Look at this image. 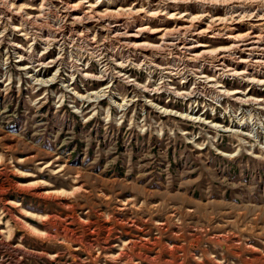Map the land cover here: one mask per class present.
Returning <instances> with one entry per match:
<instances>
[{
  "label": "rangeland",
  "instance_id": "rangeland-1",
  "mask_svg": "<svg viewBox=\"0 0 264 264\" xmlns=\"http://www.w3.org/2000/svg\"><path fill=\"white\" fill-rule=\"evenodd\" d=\"M18 5L38 9L40 0ZM5 23L0 264H264L262 113L244 106L241 116L252 121L253 130L235 134L229 123L237 106L216 101L224 93L202 87L185 100L164 89L145 92L130 82L98 80L93 76L105 63L85 43L52 49L50 56L62 61L31 74L45 80L56 73V82L37 84L15 61L13 43L35 47L33 53L42 47ZM150 25L172 22L162 16ZM146 41L156 42L151 36ZM208 43L216 48L226 41ZM132 58L136 65L127 73L137 82L153 87L162 81L161 73L138 68L142 57ZM205 67L214 74L211 65ZM188 80L171 85L187 91L194 86ZM220 82L226 90L249 86L226 76ZM105 86L114 100L128 105L120 109L108 97H81ZM254 91L264 98L262 88ZM153 104L186 115L164 113ZM210 118L224 125L211 126L217 122Z\"/></svg>",
  "mask_w": 264,
  "mask_h": 264
},
{
  "label": "bare ground",
  "instance_id": "bare-ground-1",
  "mask_svg": "<svg viewBox=\"0 0 264 264\" xmlns=\"http://www.w3.org/2000/svg\"><path fill=\"white\" fill-rule=\"evenodd\" d=\"M20 1L0 0V25L6 22L9 31L31 36L33 45L39 43L42 47L41 52L33 53L35 47L27 49L13 43L15 61L37 84L56 82V73L45 80L36 79L31 74L36 68L54 67L62 61L61 56H50L52 49L85 43L87 52L105 63L101 74L93 76L98 80L130 82L145 92L164 89L183 96L185 100L194 97L202 87L218 94L224 93L227 96L216 101L228 100L237 106L234 122L229 123L233 128L229 130L227 127L235 134L250 135L242 130L252 127V121L241 116L244 106L264 116V98L255 97L258 93L254 91L261 88L264 91V0H40L38 9L19 6ZM129 1L130 5L127 4ZM31 9L36 11L31 12ZM193 10H196L195 14ZM51 14L55 15L52 20L49 19ZM162 16L170 19L172 25L151 27L150 23ZM100 36H103L101 41ZM148 36L156 42L146 41ZM213 39L226 43L211 48L208 42ZM109 45L114 47L110 49ZM132 55L142 57L138 68L147 69L151 74L161 73L162 81L153 87L148 82L145 85L137 82L127 73L128 68L136 65ZM177 60H182L184 67L181 68ZM206 64L213 67V75L207 73ZM223 76L229 80L236 78L242 86H249L226 90L220 82ZM175 79H181L182 83L193 79L194 86L187 91H179L171 85ZM108 86L81 97L91 101L108 97L116 107L125 108L127 101L120 103L114 100L115 96L107 93ZM153 105L164 113L186 115ZM212 121L217 122L215 118L207 120ZM217 123L210 125H224ZM258 123L264 129V119Z\"/></svg>",
  "mask_w": 264,
  "mask_h": 264
}]
</instances>
